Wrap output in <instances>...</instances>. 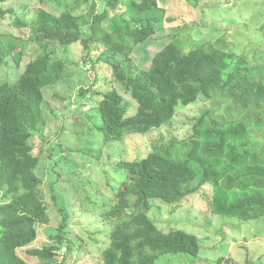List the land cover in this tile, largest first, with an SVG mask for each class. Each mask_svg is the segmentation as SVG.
Instances as JSON below:
<instances>
[{
    "label": "trees",
    "instance_id": "obj_1",
    "mask_svg": "<svg viewBox=\"0 0 264 264\" xmlns=\"http://www.w3.org/2000/svg\"><path fill=\"white\" fill-rule=\"evenodd\" d=\"M157 3L83 0L66 10V0H50L47 7L37 11L31 34L15 37L23 49L28 41L34 48L14 82L0 81V264H27L18 249L36 240L37 224L47 225L50 221L37 169L42 146L35 153V141L36 137L48 139L43 89L53 88L65 78L67 64L57 56V50L67 51L73 43L83 49L80 66L90 61L93 68L102 60L111 66V79L104 82L108 88L82 89L78 94L90 92L88 97L96 102L98 129L105 140H121L129 133L145 134L161 127L171 133L168 138H157L142 158L117 162L116 169L123 170L125 178L113 191L110 204H103L101 220L105 219L110 228L102 233L99 230L107 241L101 247L99 264H156V259L167 253L196 256L200 248L196 235L180 229L162 232L148 212L152 200L176 203V207L205 185L214 190L209 202L211 213L242 221L264 219V144L250 141L252 129L264 130L263 68L253 67L245 54L226 49L224 43L221 45L222 37L216 44H193L188 34L183 36L176 29L188 26L187 21L169 25L175 28L164 36L166 40L149 65L136 67L131 54L155 33L162 20L154 14L160 8ZM119 6L124 7L119 15L122 22L115 18L108 29L111 11ZM13 12L11 8L7 12L0 8L1 16ZM257 29L264 37V20ZM0 45L1 64L2 53L5 56L14 45H6L1 38ZM188 45L190 49L185 50ZM23 51L13 57L17 66ZM112 82L136 102L132 115H127L130 108L122 95L109 89ZM51 97L63 99L57 92ZM197 101L211 105L194 118L192 134L177 139L170 129L177 106ZM186 146L189 149H184ZM51 149L47 151L54 163ZM67 221L64 215L60 229L67 228ZM55 243L28 248L26 253L51 260L63 244L58 234ZM65 243L60 253L67 247L75 248L72 240Z\"/></svg>",
    "mask_w": 264,
    "mask_h": 264
},
{
    "label": "rangeland",
    "instance_id": "obj_2",
    "mask_svg": "<svg viewBox=\"0 0 264 264\" xmlns=\"http://www.w3.org/2000/svg\"><path fill=\"white\" fill-rule=\"evenodd\" d=\"M45 2L50 3V0ZM81 2L83 0H66L65 9L68 10ZM157 2L160 8L154 14L160 16L162 20L156 25L155 33L146 42L137 46L131 54L136 67L149 65L152 55L166 40L164 36L175 28L169 25L187 21L188 26L176 29L183 36L188 34L193 44L197 41L216 44V40L222 37L221 45L224 43L226 49L245 54L253 67H262L264 71V37L257 29L264 20V0H157ZM46 3L40 0H7L0 3L1 10L7 12L11 8L14 11L4 16L0 15V38L6 45L7 43L14 45L11 52H5V56L2 53L1 82H14L24 70L25 63L31 58L33 42L28 41L23 49L21 41L15 37L27 38V35L31 34L36 13L41 7H47ZM123 11L124 7L121 6L117 11H111L113 16L110 17L112 19L109 21L108 29L115 22L113 19L122 22L119 15ZM170 19L173 21L168 22ZM190 21L194 23L191 24ZM6 45H3V48ZM21 49L24 50L22 62L17 66L13 57ZM189 49V45L185 47V50ZM57 53V56L67 64L65 78L55 84L54 89L50 86L43 89L45 99L43 108L47 120L45 134L48 139L39 140L36 137L37 145L34 149L37 153L42 146L37 169L42 179L40 192L48 204L50 221L47 225L37 224L36 240L29 247L18 249V253L27 264H99L101 247L107 243L105 235L101 233L110 228L105 219L101 220L103 204H110L113 191H116L125 178L124 171L116 169L117 162L142 158L151 150L157 138L165 135L168 138L171 133L167 132V128L161 127L145 134L129 133L121 140H105L98 129L100 119L94 109L96 102L88 97L87 94L90 92L83 93L82 96L78 94H82L79 93L82 89L108 88V84L104 82L108 83L111 79V66L104 60L93 65V68H90V61L80 66L83 49L79 43L69 45L67 51L57 50ZM261 75L264 78V72ZM109 89H115L122 95L130 108L127 115H132L136 109V102L123 92V87L112 82ZM53 92L62 95L63 99L61 101L53 99L51 97ZM91 103H94L93 108L84 107V104L90 106ZM209 104L208 101L179 104L170 127L173 135L181 139L192 134L194 118L203 108L210 107ZM250 138L251 143L264 144V130L252 129ZM49 148H52L54 163L50 162L47 151ZM184 149L187 150L189 147L186 146ZM51 164L55 167L53 171L51 169L54 167H51ZM213 192L212 187L205 185L199 193L184 199L176 207V203H164L157 199L150 202L148 216L160 231L183 230L196 235L200 245L196 256L167 253L160 255L156 259V264H264V219L242 221L236 217L211 213L209 202ZM59 208L63 212H60ZM64 215L68 216L67 228H64L66 230L60 229ZM99 230L103 231L100 233ZM95 231H99V234H93ZM57 234L63 239L61 248L66 246L67 239L72 240L75 248L67 247L64 255L60 253V248L51 260L27 255L28 248L56 244ZM99 241L103 244H98ZM220 258L223 260L218 263ZM226 259H230V262L226 263Z\"/></svg>",
    "mask_w": 264,
    "mask_h": 264
},
{
    "label": "clouds",
    "instance_id": "obj_3",
    "mask_svg": "<svg viewBox=\"0 0 264 264\" xmlns=\"http://www.w3.org/2000/svg\"><path fill=\"white\" fill-rule=\"evenodd\" d=\"M65 251H66V249H64V251H61L62 252L61 254H63Z\"/></svg>",
    "mask_w": 264,
    "mask_h": 264
},
{
    "label": "built area",
    "instance_id": "obj_4",
    "mask_svg": "<svg viewBox=\"0 0 264 264\" xmlns=\"http://www.w3.org/2000/svg\"><path fill=\"white\" fill-rule=\"evenodd\" d=\"M62 251H64V249Z\"/></svg>",
    "mask_w": 264,
    "mask_h": 264
}]
</instances>
